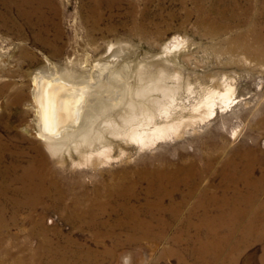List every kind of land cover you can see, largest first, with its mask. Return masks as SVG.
I'll use <instances>...</instances> for the list:
<instances>
[{"label":"bare ground","instance_id":"6f19581e","mask_svg":"<svg viewBox=\"0 0 264 264\" xmlns=\"http://www.w3.org/2000/svg\"><path fill=\"white\" fill-rule=\"evenodd\" d=\"M95 1L97 13L102 1ZM36 2H39L38 6H35ZM41 4V0H16L14 6L28 28L38 25L35 38L52 48L53 56H57L61 53V48L55 45V41L61 38L57 23L47 17L34 19ZM222 6V30L232 32L228 50L234 53L240 49L250 58L264 62V0H226ZM49 22L57 30L53 41L46 37L50 32ZM99 22L98 13L93 19L94 26L98 27ZM237 25L243 28L233 30ZM116 55L113 52L104 62H98L95 65L98 74L87 81L76 79L82 77V68L78 67L84 64L82 62L65 71L57 63H47L35 72L40 115L38 134L53 154L57 155L69 139L79 137L88 150L83 155V163L97 167L102 157L105 163L111 160L115 139L144 149L180 134L183 121L157 122V116L164 114L169 118L170 113L164 103L166 101L152 97L153 94L161 93L172 101L177 89L167 85L168 74L161 68L158 74L147 76L148 79L139 75L141 84L133 93L135 98L128 101L124 114L119 115L122 122L114 118L102 120L108 134L97 137L101 146L95 148V139H91L89 134L96 130L101 115L111 105L98 100L87 109L88 103L100 92L110 100H120V96L124 99L125 96L114 90L123 70L114 67ZM145 80L146 84H143ZM233 89L229 84L222 93L213 92L204 97L200 105L205 109L203 113L211 115L215 112V94L222 98V102H227L232 98ZM258 125L264 129V116ZM33 149L34 153L27 157L21 149L13 150L6 143L0 144L1 264L14 255L11 246L15 234L11 230L21 222L20 214L23 212H27L24 221L33 225L26 239L37 237L39 244L33 248L29 244L19 245L22 255H16L11 264H103L105 257L111 259L116 256L115 248L118 246L125 244L138 248L136 255H139L144 249L155 252L159 242L164 240L168 241V246L160 252V259L173 255L183 264H236L240 252L249 246L251 240L261 242L264 239V150L259 148L258 140H254L252 145H242L240 152L225 160L218 170L220 181L215 185L203 183L213 161L212 157L203 156L201 159L205 164L201 167L195 163L175 166L170 162L156 166L145 161L118 171L101 170L98 171L100 177L110 174L112 178L97 179L91 192L81 179L74 180L81 194H76L72 182V185L68 182L66 186L62 184V176L49 166L40 146ZM24 157H27L26 164L22 163ZM142 183V195L146 196L143 211L132 203L133 199H141L139 186ZM177 196H180L179 200ZM192 197L195 201L187 207ZM60 208L79 230L104 228L113 238L117 236L115 228L127 229L126 239H123L126 242L117 237L115 247L107 248L101 255L68 236L62 245H56L49 237L51 229L47 226L46 216ZM185 209L186 215H183ZM36 213H39L38 218L34 217ZM174 227L176 233L168 237L169 230ZM223 228H228L227 233L222 232ZM95 233V237H100ZM5 237L9 241L6 246L3 245ZM261 264H264V250Z\"/></svg>","mask_w":264,"mask_h":264},{"label":"rangeland","instance_id":"374dc122","mask_svg":"<svg viewBox=\"0 0 264 264\" xmlns=\"http://www.w3.org/2000/svg\"><path fill=\"white\" fill-rule=\"evenodd\" d=\"M100 1L102 3L96 13L95 0H41V9L36 11L34 19L47 17L49 21L57 23L61 34V38L55 41L61 53L53 56L52 48L35 38L38 25L28 28L25 19L17 14L14 6L16 0H0V144L6 143L13 150L21 149L27 157L34 153V146H40L49 166L58 176H62V184L73 183L76 194L81 193L74 180L81 179L91 192L97 179L112 178L110 174L100 177L98 171L101 170L118 171L145 161H151L156 166L170 162L175 166L195 163L201 167L205 164L201 159L203 156L213 158L203 183L215 185L220 181L218 170L228 157L240 152L242 145H252L254 140H258L259 148L264 150V129L258 125L264 116V62L250 58L240 49L234 53L228 50L232 32L222 30V5L226 0ZM38 5L39 2H36L35 6ZM98 13L100 22L96 27L93 19ZM49 26L50 32L46 37L53 41L57 30L51 27L50 22ZM242 28L237 25L233 30ZM113 52L117 54L114 67L123 68L114 90L125 96L124 99L120 96V100H110L100 92L88 103L87 109L98 100L111 105L101 115L96 130L89 134L91 139H95V148L101 146L97 137L108 134L104 131L103 121L114 118L122 122L119 115L124 114L128 101L135 98L133 93L141 84L139 75H156L161 68L168 74L167 85L177 89L172 101L161 93L153 94L152 97L166 101L164 103L170 113L169 118L164 114L157 116V122L183 121L180 134L144 149L137 144L115 139L110 152L111 160L105 163L102 157L97 167L83 163V155L88 150L79 137L69 139L57 155L53 154L38 134L40 115L35 72L47 63H57L65 71L82 62L84 64L78 66L82 68V77L76 79L87 81L98 74L95 65L102 60L104 62ZM143 84H146V80ZM229 84L234 88L232 98L222 102V98L215 94V112L211 115L203 113L205 109L200 107L202 100L213 92L222 93V89ZM234 132H237L236 136ZM7 157L10 161V156ZM27 157L23 158V164H26ZM143 186V183L139 186L141 199L132 200L142 211L146 202V196L142 195ZM176 199L179 200L180 196ZM194 201V197L190 198L187 207ZM186 211H183V215H186ZM26 215L27 212L21 213V222L11 230L15 234L11 246L14 255L7 257V262L3 264H11L16 255H22L18 248L22 243L32 248L39 244L37 237L26 239L27 232L33 226L24 221ZM66 216L62 208L50 211L46 216L47 226L51 229L49 237L56 245H62L68 236L101 255L107 248L115 247L117 237L126 242L127 229L115 228L117 236L111 238L104 228L79 230ZM34 217L38 218L39 213ZM227 231L228 228L222 229L223 233ZM95 232L100 237H95ZM175 233L176 227L169 230L168 237ZM7 239L5 237L4 246L9 244ZM167 246L168 241H160L155 252L144 249L142 254L136 255L138 248L124 244L115 248L114 258L105 257L103 264H183L173 255L159 258L160 252ZM263 250L264 239L261 242L251 240L249 246L240 252L236 264H261Z\"/></svg>","mask_w":264,"mask_h":264}]
</instances>
